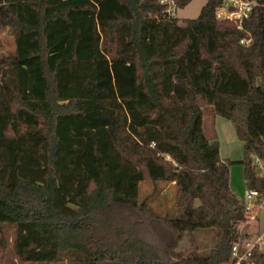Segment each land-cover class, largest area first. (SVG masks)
<instances>
[{
	"label": "trees",
	"instance_id": "trees-1",
	"mask_svg": "<svg viewBox=\"0 0 264 264\" xmlns=\"http://www.w3.org/2000/svg\"><path fill=\"white\" fill-rule=\"evenodd\" d=\"M92 1L23 2L12 15L27 27L5 58L0 233L33 264H234L250 218L203 120L233 124L247 189L264 201V0L241 28L216 19L223 0L183 24L157 0ZM162 184L175 189L170 212L154 205ZM199 230L215 238L206 255ZM250 260L264 264V247Z\"/></svg>",
	"mask_w": 264,
	"mask_h": 264
},
{
	"label": "rangeland",
	"instance_id": "rangeland-1",
	"mask_svg": "<svg viewBox=\"0 0 264 264\" xmlns=\"http://www.w3.org/2000/svg\"><path fill=\"white\" fill-rule=\"evenodd\" d=\"M66 0H24L21 3L29 2L30 4H37L42 6L43 9L48 5H55L60 8L62 3ZM86 4H93L92 0H81ZM40 3V4H39ZM207 0H191L186 6L178 9L177 20L183 24L187 20L196 19ZM12 7V8H11ZM16 7L9 6L0 0V97H7L11 95V87L15 83V67L5 60L9 53L15 51V36L16 34H23L19 30L24 25H17L16 19L12 18L15 14ZM51 13L49 9L47 11ZM258 26L264 28V7H258ZM204 133L209 139H216L219 143L220 157L232 163L230 168V187L240 200L246 202V194L249 192L244 180V168L242 160L244 159V146L239 140L234 130L233 124L221 116H208L204 117ZM0 158L3 162L8 161L7 152L4 147H0ZM258 162V165L263 170V164L253 157V164ZM151 183H143L141 185L142 198L149 195L152 190ZM162 194L154 199L157 209L161 212H170L174 206L175 189L171 184H162ZM255 209L248 213L250 221L248 224L241 226L243 231L251 233L254 237L264 234V201H259L254 197L252 202ZM202 239V247L200 255H206L210 252L212 241H215L214 236L206 230H199L196 233ZM213 235V234H212ZM12 230L7 228L2 229L0 233V264H33L22 262L16 256L12 245ZM181 250H187V241H183L180 245ZM189 251V249H188ZM190 252V251H189ZM187 255V252L183 253ZM262 264V263H260Z\"/></svg>",
	"mask_w": 264,
	"mask_h": 264
},
{
	"label": "built area",
	"instance_id": "built-area-1",
	"mask_svg": "<svg viewBox=\"0 0 264 264\" xmlns=\"http://www.w3.org/2000/svg\"><path fill=\"white\" fill-rule=\"evenodd\" d=\"M158 3L165 7L163 17L166 19L177 18L178 5L176 0H157ZM258 4L251 0H223L221 6L216 10L217 20H226L233 22L238 28L247 20L255 10ZM241 43L248 46L250 41L243 40ZM255 164H258L256 161ZM257 197V193L249 191L246 194L245 211L248 215L255 207L251 203L253 198ZM249 216V215H248ZM257 247H264V234L257 237L248 238L241 245H237L233 250L234 264H254L250 258Z\"/></svg>",
	"mask_w": 264,
	"mask_h": 264
},
{
	"label": "crops",
	"instance_id": "crops-1",
	"mask_svg": "<svg viewBox=\"0 0 264 264\" xmlns=\"http://www.w3.org/2000/svg\"><path fill=\"white\" fill-rule=\"evenodd\" d=\"M20 3H21V2H10V3L6 4V5L14 6V8H15L16 5H18V4H20ZM11 8H12V7H11ZM249 221H250V220H249ZM249 221H248L247 223H245V225L248 224ZM241 233L244 234V235H246V236H248V238H252V237H254L251 233H249V232H247V231H246V232L243 231L242 228H241Z\"/></svg>",
	"mask_w": 264,
	"mask_h": 264
}]
</instances>
